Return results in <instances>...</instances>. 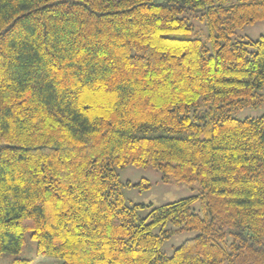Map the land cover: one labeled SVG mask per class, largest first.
<instances>
[{"label": "trees", "instance_id": "trees-1", "mask_svg": "<svg viewBox=\"0 0 264 264\" xmlns=\"http://www.w3.org/2000/svg\"><path fill=\"white\" fill-rule=\"evenodd\" d=\"M263 19L264 0H0V256L31 232L60 264H264V115H233L264 103V35L233 41ZM130 165L199 193L141 217Z\"/></svg>", "mask_w": 264, "mask_h": 264}, {"label": "rangeland", "instance_id": "rangeland-1", "mask_svg": "<svg viewBox=\"0 0 264 264\" xmlns=\"http://www.w3.org/2000/svg\"><path fill=\"white\" fill-rule=\"evenodd\" d=\"M237 0H227L228 4L235 3ZM191 23L194 25L193 31L186 36L191 38H200L207 41L209 31L208 27L200 19V13L190 16ZM264 35V19L252 24L245 25L233 35V41L236 40H258ZM264 94V89L260 90ZM238 119H246L264 115V103L257 109L246 107L233 113ZM118 173L124 183L123 192L128 205L138 206V212L141 217H147L153 207H158L167 203L177 201L182 198L194 196L199 193V184H186L177 182L175 179L164 180L163 173L158 169L149 167H136L130 165L126 168L118 169ZM193 210L203 215L202 203L200 200L193 205ZM168 224L167 227H171ZM197 231H181L175 233L171 238L162 244L163 252L172 255L175 248L181 245L186 239L196 236ZM31 232L26 234V241L22 251L18 254L5 253L0 256V264H11L16 258H27L32 260L31 264H60L61 261L56 258L38 256L37 241L31 238Z\"/></svg>", "mask_w": 264, "mask_h": 264}]
</instances>
